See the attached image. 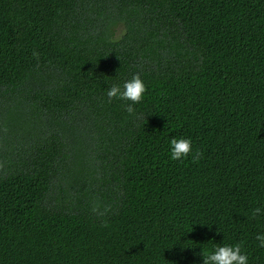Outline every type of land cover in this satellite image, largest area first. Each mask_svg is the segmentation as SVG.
<instances>
[{"label": "trees", "instance_id": "16d2710c", "mask_svg": "<svg viewBox=\"0 0 264 264\" xmlns=\"http://www.w3.org/2000/svg\"><path fill=\"white\" fill-rule=\"evenodd\" d=\"M256 207L264 0H0V264H264Z\"/></svg>", "mask_w": 264, "mask_h": 264}, {"label": "clouds", "instance_id": "9594fccd", "mask_svg": "<svg viewBox=\"0 0 264 264\" xmlns=\"http://www.w3.org/2000/svg\"><path fill=\"white\" fill-rule=\"evenodd\" d=\"M147 86L140 74H134L122 83H111L106 90L109 101L116 99L130 115L135 114V107L143 102ZM193 151L190 138H171L169 141V156L173 161L187 158ZM264 216V207H256L251 212V219ZM196 225L195 223L192 224ZM258 247L264 248V231L255 236ZM192 248V247H189ZM203 264H250L249 256L239 243L216 244L210 249L201 250Z\"/></svg>", "mask_w": 264, "mask_h": 264}]
</instances>
